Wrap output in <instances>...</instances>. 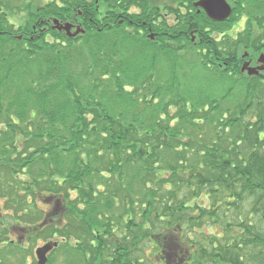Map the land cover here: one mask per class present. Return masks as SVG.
I'll use <instances>...</instances> for the list:
<instances>
[{
	"label": "trees",
	"instance_id": "16d2710c",
	"mask_svg": "<svg viewBox=\"0 0 264 264\" xmlns=\"http://www.w3.org/2000/svg\"><path fill=\"white\" fill-rule=\"evenodd\" d=\"M17 1L26 14L17 29L0 7V196H13L6 207L19 214L6 230L46 242L42 214L25 207L53 198L64 214L50 234L80 250L82 264H264V77L219 72L217 60L264 53V0H231L226 24L209 23L191 0V16L168 32L177 50L146 0ZM243 15L236 40L202 31ZM124 16L132 24H113ZM47 19L76 21L85 35L40 34ZM185 45L207 48L187 73L176 54Z\"/></svg>",
	"mask_w": 264,
	"mask_h": 264
},
{
	"label": "rangeland",
	"instance_id": "374dc122",
	"mask_svg": "<svg viewBox=\"0 0 264 264\" xmlns=\"http://www.w3.org/2000/svg\"><path fill=\"white\" fill-rule=\"evenodd\" d=\"M53 1V0H35L34 1V9H37L38 7H41L45 4H47L48 2ZM147 1V8L149 10H156L155 12H153L154 16L152 18L156 17V14L158 15L155 22V25L157 26V29L159 28V25L161 26L162 22H165L166 24H168L170 26V29H162L163 30V34H164V38L167 40H171L172 41V47L175 48L177 50V46L175 44H178L177 42L179 41H175L172 40V38H170L168 35V32H176L177 30L182 28V23H181V18L185 17V16H191L192 11L188 8L189 2L191 0H146ZM198 0H193L192 3L197 2ZM132 3H134L133 1H131ZM227 2L230 3L231 7L233 4H237L238 0H235L231 2V0H227ZM21 3V2H20ZM20 3H18L17 0H9L7 2L2 1L1 2V6L0 7H7L8 9V17L9 20L12 24H15V29H17V27L19 26V24L21 23V17L26 16V14L23 12V14L21 15L19 13V11L17 10L20 6ZM106 9V8H105ZM252 9V8H251ZM249 10V9H247ZM253 10V9H252ZM110 12H112V10L109 9ZM143 12V8H139L137 7L135 4L130 5L129 7V14H142ZM199 20L202 22V20L199 18ZM245 22V23H244ZM203 23V22H202ZM244 23V29L247 26V17L245 15L238 17L237 21L234 22L233 24H227L228 26H226V28H224V30L226 29H231L232 26H242ZM205 26H208L207 23H204ZM219 27V26H218ZM216 28V26H211L209 25L205 30V32H209L212 34V36L217 37V31L214 32L213 30ZM242 28H239L238 30H241ZM126 31L129 32H133V28H128L125 27ZM186 30V28H185ZM217 35V36H216ZM18 36V35H16ZM174 36V35H173ZM238 36V35H237ZM237 36H235L237 38ZM196 42V41H194ZM198 42V41H197ZM181 45H184L183 41L180 42ZM160 44H162V41H160ZM184 49L178 50V52L176 54H179L178 56L181 58V62L183 63V65L185 66L184 68V72L187 73L188 71V66L190 64V60L192 58H194V53L196 54V57H199V61H201L202 55L204 56L207 52V48L203 47L202 49L196 50L195 52L191 51L190 47H187L186 45L184 46ZM170 49H172L171 47H169ZM169 50V49H167ZM159 52H160V48H159ZM245 52H248L246 50H240L239 51V55L244 54ZM249 53V52H248ZM202 54V55H201ZM173 56V55H172ZM258 56V55H257ZM257 56L254 59H257ZM169 65V64H168ZM171 65V64H170ZM169 65V67H170ZM156 69H165V60L163 58H157L156 60ZM219 72H224L223 67L220 66ZM193 75H189V77H192ZM228 76V75H227ZM228 81L226 82H231L232 81V76H228ZM236 78V77H235ZM238 79V78H236ZM201 80V79H199ZM201 82H204L203 80H201ZM231 84V83H230ZM209 86V85H208ZM238 91H236L235 93H237ZM170 97H167V99H169ZM176 112V110L174 108H171L169 113L171 115H174ZM209 137L208 133H205V137ZM198 141V139H196ZM124 181H126V178H123ZM7 183V182H6ZM13 194V192L11 193ZM2 195H5V197L7 196V193L5 191H3ZM9 196V195H8ZM7 196V197H8ZM12 197V201L14 200L13 196ZM7 200L1 198L0 196V264H37V260L35 257V251L38 248H41L42 246L45 245V243H55L56 246L53 247V249L48 253L47 255V263L46 264H82L81 263V251L80 250H75L74 251H68L66 250V246L68 243H66V241H64L63 239L59 238V235L56 234H50V232L52 231V229L54 228V224L53 223L51 225V221H54L53 216H60L62 214H64V206L62 204V202L56 201L53 198H48V200H44L42 202H34L31 203L29 205H26L25 208H27L28 210V215L31 216H35V215H39L40 213L42 214L41 216V222H45L47 223V225L50 223V226L48 228V226L46 225L43 229L45 232H47V236L48 240L43 241V239L36 237L34 238V235L31 234V232H28L26 229H22V230H17L16 228H12L10 230H6V228H9V226L13 225L15 226V220H16V214L12 209H7V204H12V201H9V198H6ZM35 204V205H34ZM120 206L118 208H114L113 209V219H118L119 216L118 214L120 213ZM43 211V212H41ZM22 212H20L21 214ZM111 216V215H109ZM112 217V216H111ZM20 218H23V216L21 215ZM117 222V221H116ZM115 222V223H116ZM114 223V224H115ZM23 226L25 224H22ZM116 225H114L113 227H115ZM25 227V226H24ZM40 231V229H38L36 231V234H38V232ZM63 231V230H60ZM115 233H118L117 231ZM54 236V237H53ZM145 254H147V257L152 259L153 261L155 260L153 258V250L150 251L149 247H146L145 249ZM86 259V258H85ZM86 263V262H84Z\"/></svg>",
	"mask_w": 264,
	"mask_h": 264
},
{
	"label": "water",
	"instance_id": "95a60500",
	"mask_svg": "<svg viewBox=\"0 0 264 264\" xmlns=\"http://www.w3.org/2000/svg\"><path fill=\"white\" fill-rule=\"evenodd\" d=\"M193 6L198 10L197 12L202 11L208 20L216 23L226 22L232 14V8L226 0H199ZM78 15H81V13H78ZM44 23L56 32H64L66 37L70 39L85 35V30L80 25L74 26L68 22L61 23L56 19H47ZM43 32L44 30L41 31V34ZM149 38L153 39L151 35ZM257 63L259 66L256 68H249L247 63L244 64L240 72L244 73L246 71L248 77L258 76L260 73H264V54L259 55ZM55 246V243H47L41 248H38L35 251L37 264H46L48 261V253Z\"/></svg>",
	"mask_w": 264,
	"mask_h": 264
},
{
	"label": "flooded vegetation",
	"instance_id": "af4514ba",
	"mask_svg": "<svg viewBox=\"0 0 264 264\" xmlns=\"http://www.w3.org/2000/svg\"><path fill=\"white\" fill-rule=\"evenodd\" d=\"M227 1V0H226ZM229 5H230V3L229 2H227ZM231 6V5H230ZM124 18H125V16L123 17V20H122V23L121 24H123V21L124 22H129V23H131L132 24V22H130V21H126V20H124ZM107 20V19H106ZM208 20V19H207ZM96 22L95 23H100V21H102L101 20V18H99V19H96L95 20ZM209 21V20H208ZM72 23H74V24H77L78 22H76V21H73ZM111 23V22H110ZM109 23V24H110ZM209 23H212V24H217L216 22H212V21H209ZM227 23V22H226ZM226 23H222V24H226ZM245 23V22H244ZM244 23H243V25L242 26H237V27H235V26H232V28L231 29H226V30H223V31H217L218 33H217V37H214V36H212V34H210V37H213L214 39H215V41H217V42H219V41H224L225 39H224V37L225 36H228V37H230L231 39H233V40H236L237 38L235 37V36H237V35H239V34H241V33H243V31L245 30L244 29ZM144 25V24H143ZM209 26V25H208ZM211 26H214V25H211ZM239 28H242L241 30H238ZM145 29L148 31L147 32V34H152L153 36H154V38L153 39H151L152 41L154 40L155 41V39L157 38V32L153 29V28H149V27H145ZM194 32V31H193ZM192 31H189L187 34H188V36L190 37V40L191 41H195L196 39H198V34H196V33H193ZM205 33H209V32H205ZM260 54H264L263 52H260L259 54H258V56H257V59H258V57H259V55ZM225 58V57H224ZM224 58H219V59H217L218 61H220L219 63H220V66L221 67H223V69H224V71H230V70H233V69H236V68H238L239 69V76L241 77V78H243V79H247V78H251V77H248L247 76V73H246V71L244 72V73H241L240 72V70H241V68H242V66L244 65V64H248V67L249 68H256V67H258L259 66V64L257 63V59H254L255 57L253 56H251L248 52H245L244 54H242V55H239L237 58H236V60H232L231 62L230 61H228V59H224ZM230 75V74H229ZM228 75V76H229ZM254 77H256V78H263L264 77V73H260L258 76H254Z\"/></svg>",
	"mask_w": 264,
	"mask_h": 264
}]
</instances>
